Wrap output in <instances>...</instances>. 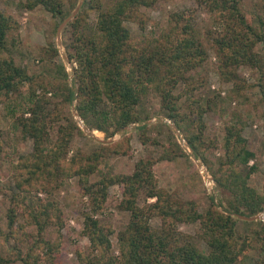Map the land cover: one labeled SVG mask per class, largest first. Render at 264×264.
Masks as SVG:
<instances>
[{
  "label": "trees",
  "instance_id": "trees-1",
  "mask_svg": "<svg viewBox=\"0 0 264 264\" xmlns=\"http://www.w3.org/2000/svg\"><path fill=\"white\" fill-rule=\"evenodd\" d=\"M78 1L19 0L18 8L21 13L42 7L58 20L55 34ZM157 1L84 0L60 33L74 67L69 81L64 65H56L55 96L60 100L55 102L47 97L45 83L16 61L20 24L0 10V100L11 115L10 126L0 129V155L10 148L13 136L32 142L31 150L18 154L13 166L6 226L0 228V246L12 244L7 255L0 253V264H59L67 217L57 195L72 179L83 202L81 234L89 243L87 250L75 248L79 263L244 264L239 256L252 243L239 234L238 223L253 221L240 217L264 211V191L249 185L250 176L259 171V160L242 134L247 122L240 113H232L225 121L219 142L205 135V116L209 112L225 116L232 95L248 86L237 75L240 67L258 72L249 88H258V104L264 105V55L255 49L264 45V0H196L210 19L205 31L194 20L195 10L187 7L169 12L166 24L156 33L146 30L149 21L142 19L141 9ZM248 9L253 10L255 23ZM126 22L146 32L134 34ZM43 50L51 58L58 55L51 43ZM209 50L219 81L233 83L230 94L211 88L203 75L211 60ZM150 93L157 96L159 112L176 126L217 187L228 193L227 209L211 198L200 211L194 200L159 185L153 165L185 153L176 140L164 145L147 134L152 124L145 122L151 115L144 101ZM72 102L86 127L103 132L105 139L117 133L121 136L113 141L90 138L96 144L88 151L71 149L74 137L86 134L73 118ZM141 122L135 127L141 143L161 146V153L155 159L138 158L130 173L115 172L112 158L132 156V134L125 127ZM215 149L220 153L208 158L207 151ZM191 178L196 179L195 174ZM114 185L122 194L117 208L129 214L117 231L100 219ZM155 217L160 220L157 227L150 223ZM257 221L259 226L251 228L250 234L253 246L264 252V220ZM189 223H198L197 234L206 250L179 229ZM50 228L56 232L54 238ZM114 233L116 249L111 239Z\"/></svg>",
  "mask_w": 264,
  "mask_h": 264
},
{
  "label": "rangeland",
  "instance_id": "rangeland-1",
  "mask_svg": "<svg viewBox=\"0 0 264 264\" xmlns=\"http://www.w3.org/2000/svg\"><path fill=\"white\" fill-rule=\"evenodd\" d=\"M18 2L19 0H0V10L17 19L20 24L19 33L17 35L18 42H16L15 45L14 57L17 62H21L26 66L28 72L32 74L37 81L45 83L48 89L47 97L51 102H55L60 100V97L55 96V86L59 81L56 73V65H64L69 75V81H71L73 76L72 72L74 67V63L68 59L65 53L61 40L60 33L64 25L61 27L59 33H57L58 27L63 21L57 26L56 33L53 34L54 24L58 20H53L49 13L40 6L31 11L27 10L19 13ZM81 5L79 9L81 8ZM76 6L72 9L70 15ZM187 7L190 10H195L193 16L194 20L197 26L202 29V32L205 31L211 24L210 19L203 7L197 4L196 0H158L154 6L150 8H142V19H148L149 21L146 30L154 29L157 33V31H159L166 24L169 12ZM252 12V9L247 10L252 22L255 23ZM125 25L129 27L134 34L146 32V30L138 31L137 24L134 22H126ZM48 43H51L58 48V55L55 58L49 57L48 51L43 50ZM255 49L260 54L264 55V45L259 44L255 46ZM209 53L211 60L208 63V66H206L203 75L208 77L211 88H219L222 95L230 94L233 83L219 81L220 79L218 78V74L214 71V54L211 50H209ZM237 75L239 79L244 80L248 86H245V88L242 91H239V93L232 95L233 100L229 104V109L225 116L219 117L214 115L212 112L206 114L205 121L207 129L205 130V135H207L208 138H215L219 142L223 135V126L225 121L229 120L232 113H240L239 115L243 116L247 122L242 134L247 139L248 147L255 151L256 158L259 160V171L250 176L249 185L255 186L259 191H264V105L259 106L258 104V99L260 97L258 88H249V84L256 82L258 72L252 71L246 67H240L237 70ZM40 91L41 89L37 90V92ZM20 101L21 100H17V102ZM144 106L151 115V117L145 122L152 124V127L147 131V134L158 138L164 145H167L169 140L174 139L179 143L185 153L184 156L177 157L174 160H160L153 165V172L157 177L159 185L167 188L169 191L177 192V194L184 199L194 200L200 211L207 208L210 204L211 198L216 203H219L222 209H227V199L229 197L228 193L217 187L216 182L207 170L205 164L200 159L194 157L191 150L186 146V142L182 138V135L179 131H177L178 129H175L176 126L159 112L158 98L154 95V93H150L148 95L144 101ZM8 108V105L0 100V129L10 126L11 115L8 113ZM73 108L74 102L71 103L70 110L73 118L82 128L81 123H83V121L81 122L80 120L82 119L76 117ZM65 109H67V107H65ZM247 113H249V115L246 116ZM140 124H142V122L130 124L127 128H125L126 131L131 132L132 134V156L112 158L110 163L114 165L113 170L115 172L130 173L133 170L134 162L138 158L152 157L155 159L161 153V146L156 147L153 145H143L141 143L139 133L135 130V127ZM92 132L95 137L103 140L112 139L110 141H113L121 136L120 133H117L114 136L105 139L103 132L98 130H92ZM13 137L15 138V136ZM95 137H92L87 133L85 136H76L72 140L70 148L76 149L77 147H81L85 151H88L95 146L96 143L91 140H97ZM14 138L11 140L10 148L4 150L0 155L1 229H4L6 226L5 213L9 204L7 195L13 186V166L16 163L18 154L29 152L32 147L31 140L21 141L18 137ZM219 153V149H215L212 152L207 151V157L214 159ZM250 163H252V161H250ZM191 174H195L196 179H192ZM71 181V184L68 185L67 188L58 192L57 195V198L60 200V204L67 217V224L62 230V245L58 257L59 264H82L79 263L76 258L75 248L79 247L82 250H87L89 244L87 238L81 234L82 217H80V210L83 208V202L78 197L79 190L74 182L75 180L72 179ZM108 192V198L105 203V213L100 217V219L102 223L110 224L113 229L117 231L125 226L129 219V214L117 208V204L122 197L121 188L114 185L109 188ZM240 219L253 222L247 224L243 221H239L238 223L239 234L247 237L249 242L252 243V245L245 249L243 254L239 256V259H241L244 264H264V252L253 246L254 243L250 234L251 228L259 226V222L257 221L258 219L251 220L243 217H240ZM150 221V223L156 227L160 223V220L157 217L152 218ZM179 229L182 232L189 234L199 248L203 250L207 249L205 241L197 234L199 232L198 223L181 224ZM49 230L50 236L54 238L56 236V232L53 228H50ZM115 236V233L111 236L114 249H116ZM11 244L12 243H8L5 246H0V253L2 255H7V250Z\"/></svg>",
  "mask_w": 264,
  "mask_h": 264
},
{
  "label": "water",
  "instance_id": "water-1",
  "mask_svg": "<svg viewBox=\"0 0 264 264\" xmlns=\"http://www.w3.org/2000/svg\"><path fill=\"white\" fill-rule=\"evenodd\" d=\"M82 1L83 0H80L79 2H78V4H77V6H76V8L74 9V11L72 12V14L71 15H69L66 19H64L63 20V22L60 24V26L58 27V31H57V33H59V31H60V29H61V27L63 26V25H65L76 13H77V11L79 10V7H80V5L82 4ZM73 110H74V114L76 115V117H78L79 119H81L80 118V116L78 115V113L76 112V110L73 108ZM81 122H82V120H80ZM81 126H82V128L84 129V131H85V133H87L88 135H90V136H92V137H95L94 135H93V132H92V130H90L89 128H87L83 123H81ZM125 128H127V127H125ZM175 129L177 130V128L175 127ZM178 131V130H177ZM98 141H110V140H112V139H108V140H103V139H100V138H98V137H95ZM241 217H243V218H245V219H251V220H257L259 217H260V215H255V216H252V217H244V216H241Z\"/></svg>",
  "mask_w": 264,
  "mask_h": 264
},
{
  "label": "built area",
  "instance_id": "built-area-1",
  "mask_svg": "<svg viewBox=\"0 0 264 264\" xmlns=\"http://www.w3.org/2000/svg\"><path fill=\"white\" fill-rule=\"evenodd\" d=\"M258 215H260V217H259L258 219H260V220H264V211L258 213Z\"/></svg>",
  "mask_w": 264,
  "mask_h": 264
}]
</instances>
